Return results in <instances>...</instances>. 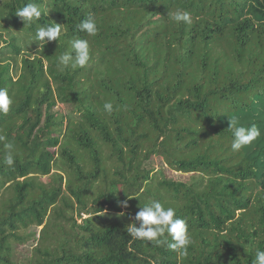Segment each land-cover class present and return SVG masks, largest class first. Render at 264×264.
Listing matches in <instances>:
<instances>
[{
	"label": "trees",
	"instance_id": "16d2710c",
	"mask_svg": "<svg viewBox=\"0 0 264 264\" xmlns=\"http://www.w3.org/2000/svg\"><path fill=\"white\" fill-rule=\"evenodd\" d=\"M29 3L42 15L25 25L16 11ZM176 10L193 22L171 21ZM0 16V88L12 100L0 112V264H252L264 250V0H3ZM89 18L94 37L78 27ZM56 23L57 41L34 40ZM73 39L89 40L90 59L61 72ZM58 102L71 111L57 114ZM230 119L260 136L233 152ZM153 156L191 178L145 188ZM152 199L186 220V255L167 232L161 245L127 232ZM31 225L39 237L18 261Z\"/></svg>",
	"mask_w": 264,
	"mask_h": 264
},
{
	"label": "clouds",
	"instance_id": "9594fccd",
	"mask_svg": "<svg viewBox=\"0 0 264 264\" xmlns=\"http://www.w3.org/2000/svg\"><path fill=\"white\" fill-rule=\"evenodd\" d=\"M16 14L24 21L25 25H31L39 20L42 12L38 5L29 3L18 9ZM170 19L175 23L191 24L193 22L191 14L182 10L171 12ZM78 27L88 37H94L99 31L97 22L93 18L81 21ZM60 36L61 25L56 23L45 27L38 26L34 40L47 44L51 41H57ZM70 46L72 51L65 52L58 57L57 68L61 72L69 67L72 69L84 67L90 59V43L88 39H73L70 41ZM11 105L12 100L7 89L0 88V112L7 114ZM103 110L111 113L113 104L105 102ZM229 128L232 134L231 149L233 152H239L260 136V131L255 125L246 127L238 124L235 119H230ZM4 139V137L0 136V141ZM4 147L12 149L13 146L10 143H5ZM3 163L7 166L14 165L12 151H8L4 156ZM123 203L126 206L127 202ZM136 221L140 222L139 226H137ZM127 232L134 239L150 241L155 245H161L166 242L161 237L167 232L173 241L168 243L169 249L184 255L187 254V249L192 242L186 220L177 217L173 207L166 208L161 201L155 199L149 200L140 207V210L135 214V221L127 225ZM252 264H264V250L259 248L256 250Z\"/></svg>",
	"mask_w": 264,
	"mask_h": 264
},
{
	"label": "rangeland",
	"instance_id": "374dc122",
	"mask_svg": "<svg viewBox=\"0 0 264 264\" xmlns=\"http://www.w3.org/2000/svg\"><path fill=\"white\" fill-rule=\"evenodd\" d=\"M3 0H0V8L2 6ZM0 23L5 25V21H3V19H1L0 16ZM9 30L11 32H19L21 33V31L13 26H9ZM22 34V33H21ZM27 50V49H26ZM11 54H15V56L17 55L16 53H14L13 51H8ZM7 54V53H6ZM8 55V54H7ZM17 59V64H20V55H18L16 57ZM14 69H19L18 66H14ZM15 72V71H14ZM54 111L57 112V114H68V112L71 111L72 107L70 106V104H66V103H62V102H58L55 106H54ZM52 151L55 152V155H57V149L54 148H50ZM64 160V159H63ZM147 166L149 168L152 169L151 171V175L152 178L148 181V183L146 184L145 188H150L151 191H154L157 187H158V179H160L161 177H167V178H173V179H177V180H189L191 178V173H187V172H182L179 170H174L172 168H169L168 165L166 163H164V160L161 156H153V159L149 160L147 163ZM57 171L56 169H52L51 173L46 174V175H38L39 181L41 183H43L44 185H50L51 183H56V181H54L55 175L54 172ZM65 188V185H63ZM161 191H164L163 189H161ZM66 194H68L66 192ZM68 196L71 198V196L68 194ZM89 196V195H88ZM87 198L91 201V197L89 196ZM148 197V196H147ZM172 199V197L170 196L169 193H167L165 195V199ZM122 209L125 210V204L122 202L121 203ZM86 214H83L82 218L86 217ZM82 218H79V222L82 221ZM42 226H35V225H31L25 228L21 229V232H27L31 235V237L28 238V242L27 245L24 244H17L14 243L15 245V249H16V254H15V259H17L18 261H24L27 260L32 253V242H34L35 240L38 239L39 237V232L41 230Z\"/></svg>",
	"mask_w": 264,
	"mask_h": 264
}]
</instances>
